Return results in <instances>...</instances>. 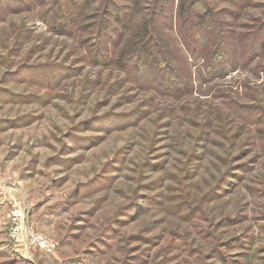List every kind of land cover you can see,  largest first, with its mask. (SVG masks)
<instances>
[{
	"label": "rangeland",
	"instance_id": "obj_1",
	"mask_svg": "<svg viewBox=\"0 0 264 264\" xmlns=\"http://www.w3.org/2000/svg\"><path fill=\"white\" fill-rule=\"evenodd\" d=\"M204 1L223 65L189 57L178 0H0V264H264V0ZM19 208L53 253L11 242Z\"/></svg>",
	"mask_w": 264,
	"mask_h": 264
},
{
	"label": "trees",
	"instance_id": "obj_2",
	"mask_svg": "<svg viewBox=\"0 0 264 264\" xmlns=\"http://www.w3.org/2000/svg\"><path fill=\"white\" fill-rule=\"evenodd\" d=\"M178 2L179 6L175 16L176 29L189 57L196 65L200 63L209 65L215 62H221V65L225 64L228 56L229 37L225 35L228 30L220 20V13L215 12L204 0H178ZM167 4L168 0H157L154 6L155 16L153 15L152 19L150 18V22L159 21L164 13L163 8ZM112 9L113 11L110 10L108 20L102 22V26H104L102 30L107 38L117 33L119 29L123 30L126 26L127 13H124V9L119 8L117 4H113ZM73 12V5L61 6L57 14L59 24H55L59 28L58 30L62 31L73 23ZM162 19L165 20V18ZM170 19L173 24L175 22L173 17ZM100 36L98 38H102ZM149 39L151 42L149 40L146 43L144 42L139 51L133 55V60L136 61L135 66L137 67V64H139L140 71L146 68L151 60H157L160 56L166 59L162 47L157 41H153V36ZM127 61L130 62V60ZM123 65H126V62ZM167 67L168 63L166 64ZM210 71L216 72L215 69L211 68Z\"/></svg>",
	"mask_w": 264,
	"mask_h": 264
},
{
	"label": "built area",
	"instance_id": "obj_3",
	"mask_svg": "<svg viewBox=\"0 0 264 264\" xmlns=\"http://www.w3.org/2000/svg\"><path fill=\"white\" fill-rule=\"evenodd\" d=\"M25 215L21 208L12 212L8 231L11 242L23 247L27 245L41 254L53 253L58 246L57 243L27 226Z\"/></svg>",
	"mask_w": 264,
	"mask_h": 264
}]
</instances>
